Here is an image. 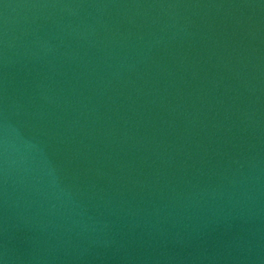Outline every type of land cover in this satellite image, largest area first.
<instances>
[{
  "label": "water",
  "instance_id": "95a60500",
  "mask_svg": "<svg viewBox=\"0 0 264 264\" xmlns=\"http://www.w3.org/2000/svg\"><path fill=\"white\" fill-rule=\"evenodd\" d=\"M0 264H264V0H0Z\"/></svg>",
  "mask_w": 264,
  "mask_h": 264
}]
</instances>
